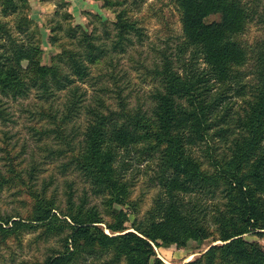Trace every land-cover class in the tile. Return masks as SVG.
<instances>
[{
    "label": "trees",
    "instance_id": "1",
    "mask_svg": "<svg viewBox=\"0 0 264 264\" xmlns=\"http://www.w3.org/2000/svg\"><path fill=\"white\" fill-rule=\"evenodd\" d=\"M261 1L264 22V0ZM177 5L184 33L175 54L181 71L173 68L171 58L164 57L163 67L157 71L163 90L153 95L155 103L149 112L121 107L114 115L92 109L93 116L75 155L76 168L95 191L108 193L110 205H122L128 196V184L123 179L125 168L120 155L152 139L154 143L148 142V149L158 153L156 177L165 195L156 203L159 218L127 228L128 213L122 208L110 209L111 219L106 221L95 207L86 206L85 200L75 203L69 197L67 209L60 214L48 200L35 196L32 221L45 222L49 230L62 228L61 221L70 228L66 241L73 248L49 258L47 264H67L79 243L85 251L94 247L110 249L116 259L124 258V264H149L155 255L154 246L186 247L191 238L209 237L220 243L210 244L199 258L183 264H264V249L243 237L250 231L264 235V204L260 201V193L264 192V40L251 47L255 64L248 93L242 83L231 88L233 95L246 97L242 112L232 119L230 128L217 126L218 118L212 119L213 114L228 109V102L213 86L233 78L229 73L231 65L245 60L246 51L232 36L242 30L250 11L239 0H177ZM211 15L219 17L206 22ZM133 26L132 22L119 21L120 31ZM86 36L83 42L89 47L87 57L97 59L101 51ZM3 41L8 42L0 43L1 93L18 97L35 91L48 99L73 83L58 64L40 63L36 43L11 38ZM62 54H67L72 72L79 77L87 73V66L75 58V51ZM24 60L26 65L22 64ZM79 101V95L71 99L68 111L75 109ZM213 125L215 134L228 144L222 157L212 159L213 172H207L193 150L206 140ZM220 186L226 199L224 209L215 206L210 214L206 200L214 199V190ZM61 215L65 218L61 219ZM207 221L214 224L213 231L208 232ZM24 223L12 220L6 227L8 220H0V232L25 226Z\"/></svg>",
    "mask_w": 264,
    "mask_h": 264
},
{
    "label": "rangeland",
    "instance_id": "2",
    "mask_svg": "<svg viewBox=\"0 0 264 264\" xmlns=\"http://www.w3.org/2000/svg\"><path fill=\"white\" fill-rule=\"evenodd\" d=\"M10 1L0 0V43L8 42L3 41L8 38L16 42L32 41L39 46L37 55L41 64H58L73 79L71 85L57 90L48 99L39 97L35 91L18 97L0 91V220H8L6 227L12 220L25 222V226L0 232V264H47L49 258L73 248L66 241L70 228L61 221L62 228L49 230L45 222L32 221L35 196L48 200L59 213L67 209L69 197L75 203L85 200V205L95 207L106 221L111 219L110 209L122 208L128 213L127 228L133 223L159 218L156 203L164 200L165 195L156 177L158 153L148 149L149 143H154L152 139L149 143L139 142L128 151L122 150L119 159L124 161L123 179L128 184V196L122 205H110L108 193L95 191L76 168L75 155L93 116L92 109L114 115L121 107L132 112H149L155 103L153 95L163 90L157 71L162 69L164 57L171 58L173 68L181 71L175 54L180 50L184 33L177 0ZM239 1L250 15L242 30L232 37L246 51V57L231 65L229 73L233 78L213 86L228 102V109H220L212 119L217 116V126L229 128L232 119L242 112L246 98L233 95L231 88L242 83L248 93L255 64L251 47L264 40L262 1ZM218 17L211 15L206 22ZM121 20L132 22L133 28L120 31ZM85 35L101 51L97 59L87 57ZM69 51H75V58L87 66L84 76L72 72L67 54H62ZM26 63L22 61L23 65ZM199 63L204 67L202 59ZM77 95L80 101L69 112L68 105ZM223 120L225 123L220 124ZM227 144L215 134L213 125L206 140L194 148L193 155L203 170L213 172L212 159L222 157ZM222 187L214 190V199L206 200L210 214L215 206L224 209ZM260 201L264 204V192L260 193ZM65 220L70 223L67 217ZM205 227L208 232L214 230L209 221ZM243 237L264 249V235L250 231ZM212 243L220 242H213L212 237L191 238L186 247L154 246L155 255L149 264H156L155 260H160V264H183L199 258ZM74 248L67 264L125 263L124 258L116 259L110 249L94 247L85 251L81 243Z\"/></svg>",
    "mask_w": 264,
    "mask_h": 264
}]
</instances>
